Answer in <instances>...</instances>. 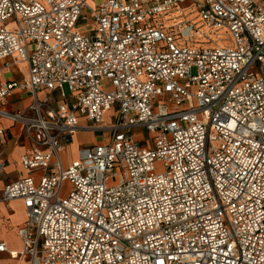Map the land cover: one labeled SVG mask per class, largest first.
<instances>
[{"label": "built area", "instance_id": "2783aa9c", "mask_svg": "<svg viewBox=\"0 0 264 264\" xmlns=\"http://www.w3.org/2000/svg\"><path fill=\"white\" fill-rule=\"evenodd\" d=\"M221 30L229 42H213ZM13 67L0 117L31 147L0 195L23 202V249L0 241V262L264 264V0H0V70ZM17 89L32 102L14 111ZM87 131L103 140L65 166ZM0 141L1 176L4 128Z\"/></svg>", "mask_w": 264, "mask_h": 264}, {"label": "crops", "instance_id": "0c3cea01", "mask_svg": "<svg viewBox=\"0 0 264 264\" xmlns=\"http://www.w3.org/2000/svg\"><path fill=\"white\" fill-rule=\"evenodd\" d=\"M6 71L9 72L10 75L3 76V78L0 81V84L9 79H19L20 74H21L16 67L1 69L0 74L5 73ZM24 94L26 95V97L21 98V96ZM15 100L22 101L23 105L21 107L15 108L14 107ZM31 102H32L31 93L17 89L14 91L8 106L10 109L16 111V110H21V109L26 108L27 106L31 104ZM0 120L4 121V124H1L0 122V128H4L7 131V143L13 142L15 149H18V148L21 149L20 153H17V152L14 153L18 161L21 154H23L24 152H28L30 150V147H31L30 141L27 137L24 136L23 131L19 125L13 124L8 119L2 118ZM81 133L82 132H78L77 134H81ZM75 139L76 140L73 141L72 144L73 145L75 144L74 147L76 148H77V144L80 146L82 143H86L79 137ZM0 149H1V141H0ZM3 159L5 160V164H6V162L8 161L6 157V153ZM20 168L22 169V172L17 178L23 177L26 175V172L21 167V165H20ZM15 179H11V180H15ZM11 180H7L0 186V195L3 190L4 185ZM9 205L16 207L17 210L15 211L9 210V207H8ZM25 220H26V214H25V208H24L22 201L14 200V201H11L10 203H6L0 200V241H5L8 245V248L12 251H21L23 249V241L18 234V230L24 224ZM18 263H19V260L12 257L8 253H5L2 256V259L0 262V264H18Z\"/></svg>", "mask_w": 264, "mask_h": 264}, {"label": "rangeland", "instance_id": "374dc122", "mask_svg": "<svg viewBox=\"0 0 264 264\" xmlns=\"http://www.w3.org/2000/svg\"><path fill=\"white\" fill-rule=\"evenodd\" d=\"M129 1V0H127ZM88 2L90 4H95V0H88ZM183 15L185 18L187 19H195L197 17V13L195 11V9L193 7H189L188 3L183 5ZM87 20L82 19L80 21V24L78 25V29L79 31L83 32V33H88L91 32L93 30H95L96 28V24L95 21L93 19L92 16L87 15L86 17ZM199 18H196L195 21H198ZM200 24V25H198ZM197 25L201 27V30H203V28L205 27L201 22H199ZM210 34L214 35L213 38V42H218L216 40H219V42L221 41H225V42H229L230 36L227 32H225L224 30H221L219 33L215 34L212 31H210ZM193 43H196L197 40L199 44H201V42H203V39L199 38V37H195ZM193 72L195 73L196 70L194 69ZM10 73L9 72H5L0 74V81L3 78V76H9ZM22 78V75L20 74L19 79ZM11 80V79H9ZM64 91L66 93V95L68 97H70L71 95V90L69 89L68 85H64ZM26 97V95H22L21 98ZM196 103V102H195ZM22 101L20 100H15L14 101V107L18 108L21 107ZM116 114V109L113 107L111 110L106 111L105 113V119H104V124L108 125V124H114L115 123V119L114 116ZM0 119H2V117H0ZM6 119V118H4ZM82 121L84 122L85 120L82 119ZM1 124H4L3 120H0ZM137 132L140 133V135L137 136L138 139L141 138H150V136H152V134L149 133V131L146 128H141L139 129ZM102 131H87V132H82L81 134H76L77 136H75L76 138L79 137L81 138L83 141H85L86 143H82L80 146L77 144V148L74 147L75 144H70L68 147L65 148V150L62 152V157L63 160L65 162V166H68V164L70 162H72L74 159H76L78 157V152L80 147L82 146H87L90 145L92 142H97V141H102L103 140V136H102ZM105 136H107V133L104 134ZM74 137V138H75ZM76 140V139H75ZM2 148V147H1ZM15 152L20 153L21 149H15L14 148V143L13 142H8L6 144V149H5V153H6V157L8 159V161L6 162V166L3 170V173L0 176V186L6 182L7 180H11V179H15L17 178L20 173L22 172V169L20 168V165L17 162V158L15 156ZM14 166V167H13ZM40 174L37 173L35 174V176H39ZM72 190V185L67 181L64 184V188L63 191L61 193V197H67L68 194L70 193V191ZM9 210H17L16 207L9 205Z\"/></svg>", "mask_w": 264, "mask_h": 264}, {"label": "bare ground", "instance_id": "6f19581e", "mask_svg": "<svg viewBox=\"0 0 264 264\" xmlns=\"http://www.w3.org/2000/svg\"><path fill=\"white\" fill-rule=\"evenodd\" d=\"M200 25V24H198ZM204 31H208V29L206 27L203 28ZM199 40L196 41V43H198ZM199 44V43H198ZM22 65H24V63H22ZM76 136V135H75ZM76 138V137H75ZM75 138H74V141H75Z\"/></svg>", "mask_w": 264, "mask_h": 264}]
</instances>
